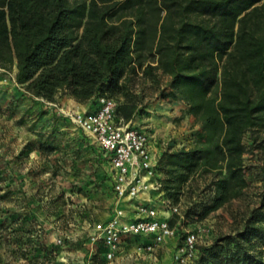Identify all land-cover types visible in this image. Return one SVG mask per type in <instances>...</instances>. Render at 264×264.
<instances>
[{"label": "trees", "instance_id": "obj_1", "mask_svg": "<svg viewBox=\"0 0 264 264\" xmlns=\"http://www.w3.org/2000/svg\"><path fill=\"white\" fill-rule=\"evenodd\" d=\"M0 68H15V82L33 96L114 98L125 121L144 110L135 78L150 79L200 128L191 146L160 153L161 196L176 205L211 175L210 195L186 211L205 218L243 193V137L264 130V0H0ZM260 148L264 183V137ZM259 210L234 235L199 246L191 264H264ZM25 231L17 244L45 249L43 229Z\"/></svg>", "mask_w": 264, "mask_h": 264}, {"label": "rangeland", "instance_id": "obj_2", "mask_svg": "<svg viewBox=\"0 0 264 264\" xmlns=\"http://www.w3.org/2000/svg\"><path fill=\"white\" fill-rule=\"evenodd\" d=\"M14 74L15 68H0V264H81L83 243L92 231L89 222L108 217L116 204L106 176L105 157L97 146L85 142L62 110L82 111V105L94 98L81 102L65 90L58 91L53 99L33 96L15 82ZM164 85L162 77L161 86ZM133 86L141 95L143 107L163 98L150 79L136 77ZM142 113H146L145 109ZM174 122L167 130L164 150L188 145L192 135L200 133L190 115L180 114ZM263 137L261 128L244 134L246 186L240 197L205 218L195 214L194 209L187 215L188 208L210 195L211 175L192 182L176 204L183 216L182 221L177 217L173 224L178 236L207 223L211 226L207 239L212 243L217 237L234 235L254 210H264ZM162 198L158 195L154 204L167 214ZM30 217H34L33 221L25 226ZM26 229H31L35 237L43 229L39 240L45 249L32 242L23 246L16 243L17 237L30 235ZM176 242L174 239V246ZM91 260V264H103L99 258Z\"/></svg>", "mask_w": 264, "mask_h": 264}, {"label": "built area", "instance_id": "obj_3", "mask_svg": "<svg viewBox=\"0 0 264 264\" xmlns=\"http://www.w3.org/2000/svg\"><path fill=\"white\" fill-rule=\"evenodd\" d=\"M52 106L56 103L48 102ZM117 101L105 95L95 98L94 109L88 111L70 110L62 113L97 146L108 164L111 188L116 207L111 216L103 221L92 223V231L86 242L96 244L105 252L108 260L119 251L123 236L148 237L149 240L136 245L135 254L150 257L148 264H164L157 256V248L169 239L178 240L172 254V264H191L198 256V243L210 244L208 235L211 226L207 223L196 225L178 236L177 228L170 224V215L176 213L178 221L183 220L177 205L162 198L163 207L168 213L161 212L150 200L143 199L135 206L136 217L129 218L120 205L123 200L138 198L141 194L157 191L161 183L155 172L157 156L151 147L149 133L133 125L132 119L125 121L116 115ZM189 147L192 140H188Z\"/></svg>", "mask_w": 264, "mask_h": 264}, {"label": "crops", "instance_id": "obj_4", "mask_svg": "<svg viewBox=\"0 0 264 264\" xmlns=\"http://www.w3.org/2000/svg\"><path fill=\"white\" fill-rule=\"evenodd\" d=\"M82 107H83L82 111H88L94 109L95 98L91 99L90 101L82 105ZM185 108L186 105L182 101H178V100L165 101L164 98H159L156 99L154 102L152 101L146 106H144L146 113H142V114L136 113L132 118L133 125L138 126L139 128L144 130H146L145 128L149 127L146 131H148L150 135L151 147L157 156L160 155V153L165 149V145L167 141L166 138L167 136L169 137L167 130L175 125L174 118L176 116H180V114H184ZM181 128L182 127L178 126L179 130ZM78 131L81 134L82 138L85 140V142L94 145L84 133H82L80 130ZM106 171H107L106 176L111 186V181L108 173V166L106 167ZM158 195L159 194H157L156 191L146 192L141 194L138 198L131 200H127V199L123 200L121 201L120 205L125 209L129 218H135L136 204L138 202H141L143 199H147V200L149 199L150 202L155 203L156 197ZM115 204L117 205L116 200H115ZM110 216L111 215L101 219L100 221L106 220ZM92 223L89 222V225ZM148 240L149 238L145 236L141 238L123 236L119 251L117 252L116 256L111 260H108L105 257V252L103 250H99L96 244H90L85 241L83 243V247H82L83 251L81 253L84 258L81 264H91L92 262L91 259L93 258L101 259L103 261V264H148L151 260L148 255L143 253H141L140 255H136L134 252L136 245L144 243ZM172 242H174V239H169L167 242H165L164 244H162L160 247L157 248L156 256L164 264H172V254L174 250V244Z\"/></svg>", "mask_w": 264, "mask_h": 264}]
</instances>
